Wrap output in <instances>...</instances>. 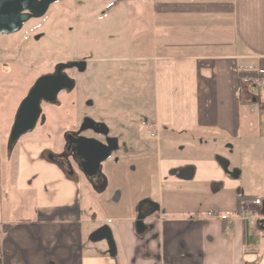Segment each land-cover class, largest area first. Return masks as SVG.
Listing matches in <instances>:
<instances>
[{"label": "crops", "instance_id": "crops-1", "mask_svg": "<svg viewBox=\"0 0 264 264\" xmlns=\"http://www.w3.org/2000/svg\"><path fill=\"white\" fill-rule=\"evenodd\" d=\"M145 1L154 114L144 119L147 135L136 126L123 133L125 153L109 165L114 209L96 200L99 225L86 233L108 226L115 255L84 242L80 175L43 155L52 142L5 151L8 126L0 128V264H264V87L239 76L264 81V0ZM13 193L34 202L30 218L16 217L14 204L4 212ZM242 197L263 201L251 227L238 215ZM142 201L157 209L140 228Z\"/></svg>", "mask_w": 264, "mask_h": 264}, {"label": "rangeland", "instance_id": "rangeland-1", "mask_svg": "<svg viewBox=\"0 0 264 264\" xmlns=\"http://www.w3.org/2000/svg\"><path fill=\"white\" fill-rule=\"evenodd\" d=\"M150 21L151 5L145 0H59L43 16L26 21L19 31L0 34V128L3 130L11 127L20 101L39 76L52 73L59 62L86 60L81 73L76 69L66 71L75 79V88L69 93L60 92L55 105L42 104V119L31 132L19 138L17 145L23 141L52 142V149L59 151L63 145L62 133L77 128L83 117L105 123L109 133L120 139V150L113 151L103 164L110 182L107 190L97 192L79 174L82 218L89 221L87 226L84 223L85 244L89 242L87 231L99 225L97 219H92L94 213L100 218L96 200L114 209V198L109 192L112 188L109 165L125 153L123 133L136 126L139 138L147 135L144 119L154 114L153 67L143 61L152 48ZM148 139L154 137L149 134ZM6 148L5 145V151ZM138 150L133 148L130 152L140 155ZM3 197L6 214L13 204L18 218H30L34 214V202L22 203L20 193ZM115 210L120 213L119 209ZM258 237L264 242V231L260 230ZM100 243L107 246L104 240Z\"/></svg>", "mask_w": 264, "mask_h": 264}, {"label": "water", "instance_id": "water-1", "mask_svg": "<svg viewBox=\"0 0 264 264\" xmlns=\"http://www.w3.org/2000/svg\"><path fill=\"white\" fill-rule=\"evenodd\" d=\"M56 1L59 0H0V32L10 34L19 31L29 19L43 16L49 6ZM70 68H77L78 71L82 72L86 68V61L59 62L55 65L52 73L43 74L34 81L14 114L6 144L8 153L12 151L19 138L31 132L38 120L42 119V103L55 105L58 102L60 92H70L75 88V79L66 73V69ZM88 129L104 135L108 131L104 123L85 117L79 132ZM70 134L73 133L66 132L65 138L68 146L75 145L77 154L80 156V158H73L78 170L94 190H103L105 179L101 171L102 162L109 157L111 151L118 148L117 139L106 138V143L102 144L94 138L84 136L70 138ZM48 159L52 161L50 157ZM61 169L67 175H72V169L70 172H65L62 167ZM156 209V204L142 201L139 204L135 225H143V220ZM89 240L92 242L106 241L110 255H115L114 240L108 226L103 225L95 229L89 235Z\"/></svg>", "mask_w": 264, "mask_h": 264}, {"label": "flooded vegetation", "instance_id": "flooded-vegetation-1", "mask_svg": "<svg viewBox=\"0 0 264 264\" xmlns=\"http://www.w3.org/2000/svg\"><path fill=\"white\" fill-rule=\"evenodd\" d=\"M53 4V3H52ZM51 4V5H52ZM31 19H34V18H31ZM30 20V19H29ZM26 23V22H25ZM0 34H2L1 32H0ZM4 35V34H3ZM86 61V60H85ZM70 69H76L77 70V68H70ZM70 69H66V71L67 70H70ZM53 71H54V68H53ZM52 71V72H53ZM78 71V70H77ZM78 72H80V71H78ZM81 73V72H80ZM63 92V91H62ZM66 92V91H65ZM69 93V92H68ZM42 104H46V103H42ZM49 105H51V104H49ZM42 106V105H41ZM85 117H83L82 118V121H83V119H84ZM40 121V119L38 120V122ZM82 121H81V123H82ZM94 121H96V120H94ZM96 122H101V121H96ZM81 123H79V125H78V127L77 128H75V129H72V130H65L63 133H62V138H63V145H62V147H61V149L59 150V151H54V149H48V150H45L44 152H43V155H45L47 158H51L52 159V161H55V162H57L64 170H65V172H70V170L72 169V175H67V173H65L67 176H71V177H73V178H75L77 175H79V174H82L79 170H78V167H77V165H76V163L73 161V158H80V156H78V154H77V150H76V148H75V145L73 144V145H69L68 146V143H67V141H66V138H65V133L66 132H72L73 134H70V138H77V136H84V137H89V138H94V139H96L98 142H100V143H102V144H105L106 143V138H116V137H114L113 135H111L110 133H109V128H108V126L106 125V127H107V129H108V131H107V134H101V133H96V132H94L93 130H90V129H88V130H83V131H81V132H79V128H80V126H81ZM101 123H103V122H101ZM87 131H89L90 133L89 134H86V132ZM117 144H118V141H117ZM118 149V148H117ZM116 149V150H117ZM113 151H115V150H113ZM113 151H111L110 152V155H111V153L113 152ZM110 155H109V157H110ZM109 157L107 158V159H109ZM106 159V160H107ZM106 160H104L103 162H102V168H101V171H102V173H103V176H104V179H105V186H104V188L106 187V178H105V168H104V166H103V164H104V162L106 161ZM91 186V185H90ZM238 211H239V207H238ZM239 215V214H238ZM256 223H258V220L254 223V224H256ZM253 224V225H254ZM247 225V224H246ZM252 225V226H253ZM140 226V228L142 227V225H139ZM251 227V226H250Z\"/></svg>", "mask_w": 264, "mask_h": 264}, {"label": "built area", "instance_id": "built-area-1", "mask_svg": "<svg viewBox=\"0 0 264 264\" xmlns=\"http://www.w3.org/2000/svg\"><path fill=\"white\" fill-rule=\"evenodd\" d=\"M26 39V36L24 37ZM242 83L252 87H264V81L260 76H246ZM263 201L259 198H242L239 202V217L244 219L247 226H252L262 217Z\"/></svg>", "mask_w": 264, "mask_h": 264}, {"label": "trees", "instance_id": "trees-1", "mask_svg": "<svg viewBox=\"0 0 264 264\" xmlns=\"http://www.w3.org/2000/svg\"><path fill=\"white\" fill-rule=\"evenodd\" d=\"M252 75H255V74H254V73H247V72H246V73H240L239 76H240V80H241L243 77H246V76H252ZM242 198H243V197H242ZM242 198H239V199H238V202H237L238 204H239V202H240V200H241ZM238 207H239V205H238Z\"/></svg>", "mask_w": 264, "mask_h": 264}]
</instances>
